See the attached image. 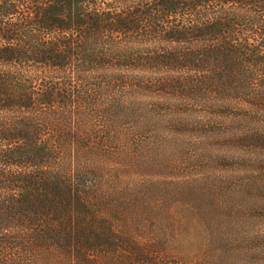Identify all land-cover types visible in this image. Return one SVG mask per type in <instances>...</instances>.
<instances>
[{
  "label": "trees",
  "instance_id": "16d2710c",
  "mask_svg": "<svg viewBox=\"0 0 264 264\" xmlns=\"http://www.w3.org/2000/svg\"><path fill=\"white\" fill-rule=\"evenodd\" d=\"M63 4L0 0V264H186L190 226L264 264V0ZM189 136L240 189L172 172Z\"/></svg>",
  "mask_w": 264,
  "mask_h": 264
},
{
  "label": "rangeland",
  "instance_id": "374dc122",
  "mask_svg": "<svg viewBox=\"0 0 264 264\" xmlns=\"http://www.w3.org/2000/svg\"><path fill=\"white\" fill-rule=\"evenodd\" d=\"M91 0H61L64 9V16L68 25H76L79 21V13ZM59 8V6H58ZM58 8L53 7L50 12L57 14ZM184 140L177 146L172 147L175 163H179L180 169L173 170L180 179H202L213 185H222L227 189H240L241 173L237 167V160L224 158L214 148H210L209 139H200L193 136L183 138ZM215 151V152H212ZM222 160V161H221ZM221 161V162H220ZM222 163V164H219ZM230 164V165H229ZM247 168H249L247 166ZM211 177L215 180L210 181ZM210 178V179H209ZM194 182L191 183L193 185ZM239 197L233 200L237 201ZM209 224L210 221L208 220ZM204 229V228H202ZM191 233H184L180 237L178 244V256L186 260V264L199 263L204 258L205 240L199 230L190 226ZM206 262V260L204 261ZM203 262V263H204ZM206 264V263H205Z\"/></svg>",
  "mask_w": 264,
  "mask_h": 264
}]
</instances>
